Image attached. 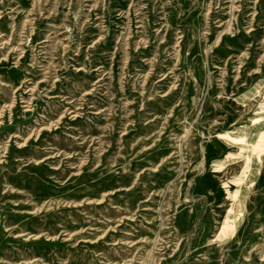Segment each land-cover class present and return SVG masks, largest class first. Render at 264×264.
Segmentation results:
<instances>
[{
	"label": "rangeland",
	"instance_id": "obj_1",
	"mask_svg": "<svg viewBox=\"0 0 264 264\" xmlns=\"http://www.w3.org/2000/svg\"><path fill=\"white\" fill-rule=\"evenodd\" d=\"M0 264H264V0H0Z\"/></svg>",
	"mask_w": 264,
	"mask_h": 264
}]
</instances>
